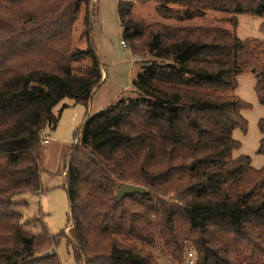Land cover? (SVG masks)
<instances>
[{
  "label": "trees",
  "instance_id": "16d2710c",
  "mask_svg": "<svg viewBox=\"0 0 264 264\" xmlns=\"http://www.w3.org/2000/svg\"><path fill=\"white\" fill-rule=\"evenodd\" d=\"M142 1L178 23L138 19ZM83 5L87 19L92 0H0V264H61L49 249L58 237L35 231L17 198L43 192L39 151L54 108L65 98L88 105L104 82L89 28L75 34ZM118 10L124 39L146 59L134 94L89 115L70 152L63 234L76 263L161 264L152 247L174 264H264V167L233 157L250 106L235 93L238 74L250 67L264 104V46L180 24L206 11L264 19V0H120ZM258 125L264 133V117ZM125 183L147 191L118 199Z\"/></svg>",
  "mask_w": 264,
  "mask_h": 264
},
{
  "label": "rangeland",
  "instance_id": "374dc122",
  "mask_svg": "<svg viewBox=\"0 0 264 264\" xmlns=\"http://www.w3.org/2000/svg\"><path fill=\"white\" fill-rule=\"evenodd\" d=\"M120 0H92L94 7L89 18L88 8L84 5L77 12L76 36L82 35L84 29L89 33L97 53L104 64L103 83L94 92L88 105L75 102L72 98L63 99L55 108L58 120L53 127H47L43 133V141L39 151L40 177L43 186L41 195L22 194L17 199L27 201L24 208L26 217L37 216L35 231L48 229L56 235L59 243L49 249L60 258L61 264H77L73 246L68 243L63 232H69L71 203L66 188L65 169L72 148L80 138V132L89 115L107 107L116 100L134 94V80L146 56L132 51L130 43L124 39L121 17L118 6ZM91 10V9H90ZM134 15L146 22L167 20L156 11L155 1L136 2L132 9ZM263 18L250 14L206 11L203 18L191 22L208 27L219 26L235 31L240 39L258 40L264 46ZM126 42V46L123 44ZM80 48L87 46L83 40L78 42ZM142 48L141 45H139ZM254 72L250 67L238 74V86L235 93L249 103L243 115L248 121L247 130H234V137L240 141V147L233 151V157L249 155L255 168L264 167V152H259V142L264 136L259 129V120L264 117V104L259 100L255 89ZM93 93V92H92ZM45 139H48L46 142ZM161 264H174L163 251L152 248ZM46 250H41L44 253ZM186 262V261H185Z\"/></svg>",
  "mask_w": 264,
  "mask_h": 264
},
{
  "label": "water",
  "instance_id": "95a60500",
  "mask_svg": "<svg viewBox=\"0 0 264 264\" xmlns=\"http://www.w3.org/2000/svg\"><path fill=\"white\" fill-rule=\"evenodd\" d=\"M147 188L142 185H136L132 183L123 184L117 191V198L122 199L128 195H137L146 193Z\"/></svg>",
  "mask_w": 264,
  "mask_h": 264
},
{
  "label": "built area",
  "instance_id": "2783aa9c",
  "mask_svg": "<svg viewBox=\"0 0 264 264\" xmlns=\"http://www.w3.org/2000/svg\"><path fill=\"white\" fill-rule=\"evenodd\" d=\"M123 44L126 46V43L123 41ZM45 141L47 142L48 141V139H45ZM191 255V254H190Z\"/></svg>",
  "mask_w": 264,
  "mask_h": 264
}]
</instances>
